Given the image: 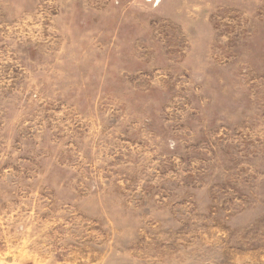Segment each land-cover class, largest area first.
<instances>
[{"label":"rangeland","instance_id":"1","mask_svg":"<svg viewBox=\"0 0 264 264\" xmlns=\"http://www.w3.org/2000/svg\"><path fill=\"white\" fill-rule=\"evenodd\" d=\"M0 264H264V0H0Z\"/></svg>","mask_w":264,"mask_h":264}]
</instances>
